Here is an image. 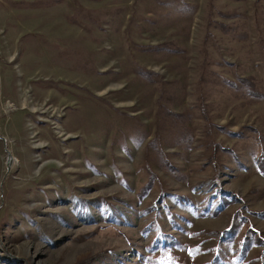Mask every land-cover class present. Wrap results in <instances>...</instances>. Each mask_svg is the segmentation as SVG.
I'll return each instance as SVG.
<instances>
[{"label": "rangeland", "instance_id": "obj_1", "mask_svg": "<svg viewBox=\"0 0 264 264\" xmlns=\"http://www.w3.org/2000/svg\"><path fill=\"white\" fill-rule=\"evenodd\" d=\"M0 264H264V0H0Z\"/></svg>", "mask_w": 264, "mask_h": 264}, {"label": "water", "instance_id": "obj_2", "mask_svg": "<svg viewBox=\"0 0 264 264\" xmlns=\"http://www.w3.org/2000/svg\"><path fill=\"white\" fill-rule=\"evenodd\" d=\"M6 165L8 166L9 165V162H10V155H9V152L6 150Z\"/></svg>", "mask_w": 264, "mask_h": 264}]
</instances>
